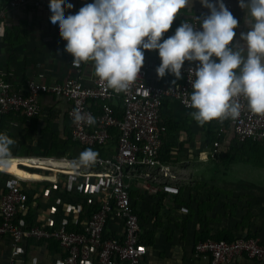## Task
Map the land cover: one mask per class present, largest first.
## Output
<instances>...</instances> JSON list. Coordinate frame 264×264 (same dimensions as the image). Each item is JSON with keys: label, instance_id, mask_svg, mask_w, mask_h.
<instances>
[{"label": "built area", "instance_id": "built-area-1", "mask_svg": "<svg viewBox=\"0 0 264 264\" xmlns=\"http://www.w3.org/2000/svg\"><path fill=\"white\" fill-rule=\"evenodd\" d=\"M32 1L35 0H10L7 7L0 10V39L6 35L7 14ZM194 19L187 21L198 25ZM175 29L170 28L162 39L173 35ZM155 53L157 50H145V61L139 76L127 92L120 93L109 89L106 82L95 75V71L87 82L83 64L75 67L66 79L53 83L45 80L44 73L28 78L22 85H16L12 78L0 75V133L5 134L2 117L15 113L31 119L40 115L43 95L62 98L69 103L72 142L82 148H97L95 161L87 165L91 171L86 174H97L91 179L99 181L97 193L90 202L98 209L88 215L79 228L70 229L66 221L32 225L21 221L19 214L29 207L26 185L32 182L18 178L9 180L5 189L0 190V236H10L14 247L7 264H14V258L20 254V243L30 238L57 241L64 250V254L56 259L58 264H83L94 256V264H142L148 246L141 218L134 209L132 182L140 169L156 168L155 182L147 184V190L151 194L161 191L180 194V186L173 181L176 174L160 156L163 135L167 131L161 114L167 99L192 109L187 106L192 92L189 79H194L192 70L197 64L185 61L182 78L176 80L174 77L175 83L163 84L156 74L160 60L149 56ZM237 100L241 106L237 119H213L218 133L212 144L213 156L223 149L229 151V144L226 143L229 131L233 132L239 146L250 139L264 146V115L252 113L243 97ZM115 106H118L121 115H118ZM73 109L92 115L95 123L75 122ZM113 140L115 143L110 146ZM44 160L55 161V158L46 157ZM64 161L65 164H74L66 159ZM74 165L79 166V163ZM178 209L183 214L190 212L187 205H178ZM114 220L120 223L122 234L108 237L105 232ZM194 249L197 254L207 257L209 264H226L243 255L264 260V242L257 237L241 236L233 240L210 238L195 243Z\"/></svg>", "mask_w": 264, "mask_h": 264}, {"label": "crops", "instance_id": "crops-1", "mask_svg": "<svg viewBox=\"0 0 264 264\" xmlns=\"http://www.w3.org/2000/svg\"><path fill=\"white\" fill-rule=\"evenodd\" d=\"M9 2L10 0H0V10L6 8ZM65 2L73 4V8L63 10L67 16L75 14L80 7L91 3L92 0H35L7 14L6 35L0 39V75L12 78L16 85H22L28 78L38 76L40 73H44L45 80L51 83L62 81L71 75L75 66L71 63L73 59L71 54L64 50L66 41L60 37L58 30L49 25L51 19L48 12L49 5ZM224 3L238 20V26L235 29V43H243L240 33L248 30L246 9L239 7L238 0H224ZM208 12L209 10L201 5L200 0H191L186 10H181V14L174 19L170 28H176L184 20L201 18ZM149 56H156L160 60L158 53ZM81 64L84 65L85 79L88 82L93 76L94 66L90 61ZM174 80L171 74H166L161 78L163 84ZM40 100L41 113L38 116L27 119L21 115L11 114L2 118L3 129L14 145L10 150L11 156L14 155L13 152L20 143L32 146L36 150L48 149L55 133L59 135L60 143L72 142L69 138L71 133L68 117L69 103L62 98L47 95H43ZM193 111L195 109H186L179 102L167 99L161 114V119L169 126V133L166 136L169 147L165 145L163 148L162 160L171 166L175 174L190 168L186 162L192 153L193 155H204L207 152L206 132L209 128L216 126L213 120L200 125L190 115ZM117 113L121 115L120 111ZM226 136V143L229 146L237 145L232 131H229ZM113 143H115L114 140L110 146ZM74 151L81 154L84 149L76 147ZM181 163L184 165L182 166ZM155 172H157L156 168L140 169L133 179L131 188L134 206L147 217L143 218L141 224L143 232L154 231L148 241V253L142 264H209L208 258L197 254L194 249L195 243L200 241L198 239L200 235L205 234L208 238L221 236L220 238L229 240L250 235L264 242V189L256 191L253 186L250 185L252 190L246 185V190L236 191V187L242 189L241 185L244 183L229 180L223 185L229 191H221L220 202L209 203L213 206L207 209L206 198L204 200L199 198L197 201L196 195L193 194L195 191L192 189L183 191L179 198L162 191L158 194H151L146 185L154 184ZM12 178L13 176H9L8 179L0 180V190L5 189L6 183L13 180ZM37 183L53 184L48 181L29 184L34 186ZM246 184L249 183L246 182ZM134 189L135 194L132 193ZM136 190L140 195L136 196ZM166 196L171 199V206L162 208L160 201ZM36 197L40 200L29 199L28 209L19 214L18 218L25 224L29 222L35 224L54 222L56 224L66 221L68 226L79 228L86 218L79 221L78 210L74 212L72 220L66 217L64 213L67 209L73 213V206L67 202V197H63L56 191L36 193ZM178 199L183 203L178 202ZM202 201L205 206L201 205ZM178 205H187L190 212L181 213ZM198 205L201 210L199 216L195 213L192 215L193 210L197 211ZM57 212L61 214L56 216ZM121 234L120 223L115 220L110 222L105 235L119 237ZM13 249L11 237L0 236V264L9 262ZM19 249L20 254L14 258V264H58L56 259L64 254V250L55 240L30 238L21 242ZM95 259L96 256L83 264H94ZM226 264H264V260H256L243 255Z\"/></svg>", "mask_w": 264, "mask_h": 264}, {"label": "clouds", "instance_id": "clouds-1", "mask_svg": "<svg viewBox=\"0 0 264 264\" xmlns=\"http://www.w3.org/2000/svg\"><path fill=\"white\" fill-rule=\"evenodd\" d=\"M191 0H92L75 14L65 16L73 4L53 3L48 7L49 25L66 41L64 50L72 64L92 62L95 75L116 93L127 92L139 76L145 50H157L158 78L166 74L182 78L185 61L197 62L189 79L192 92L190 115L200 124L213 119L240 116L238 97L248 109L264 115V0H238L246 9L248 30L240 33L243 43H233L238 20L224 0H200L209 12L184 20L174 34L162 39L174 19ZM2 35V33H0ZM175 83V81H173ZM73 119L92 125L95 117L73 109ZM12 141L0 133V174L13 172ZM96 159V152H81V165Z\"/></svg>", "mask_w": 264, "mask_h": 264}, {"label": "rangeland", "instance_id": "rangeland-1", "mask_svg": "<svg viewBox=\"0 0 264 264\" xmlns=\"http://www.w3.org/2000/svg\"><path fill=\"white\" fill-rule=\"evenodd\" d=\"M63 146V148L57 151V154H54L56 157L52 158L58 159L62 162H65L64 159H66L68 161H72L74 164L79 163L78 168L82 173L91 171L87 165H81L79 161L80 153L74 151L76 150V147L81 146L75 144L74 142L72 143L71 141H67V143ZM232 146L235 145L232 144L230 146V151L234 152L232 155L236 158L234 162L219 159L213 156L211 153L212 145L209 144L207 145V152L204 155H193L194 153H192L191 156H188L189 160H187L186 165H188L190 168L185 171L176 172L177 177L173 181L180 185L183 191L186 189H188V191L191 189L194 190L195 192L193 194L196 195L195 198H197V201L199 198H201V200L206 198L207 209L209 207L212 208L213 206L209 203L217 204L220 202L219 197L221 191H229L227 187L223 186L225 182H228L229 180H234L235 183H244L241 185L242 189L237 186L235 189L236 191L246 190L247 186H253L256 191L264 189V147L259 146L251 148L249 145H244L237 149L236 147ZM50 148L51 146L48 149L40 148L36 150L32 148V146L29 147L24 143H20L15 152H13L14 155L11 157L33 156L44 159L46 157L42 155L46 153L49 154L48 150ZM181 164L182 166L184 165L183 163ZM92 169L96 168L92 167ZM9 176L11 175L0 174V180L8 179ZM237 178L238 181H236ZM12 179L16 180L17 178L15 179L13 177ZM246 182L249 184H246ZM35 185L33 186V184L29 183L26 185L30 199L39 201L40 199L39 197H36V193L43 194L47 193L49 190H51V192L56 191L62 194L63 197H67V202L73 206V213L72 211H69L70 209H67L66 213H64L66 217L68 216L72 220V218H74V212H77V210L79 214L82 212L86 215L89 214V206L91 205L90 202L92 197L97 193L99 181L91 178H77L58 174L56 176V182H53V184L37 183ZM251 189L253 190L252 187ZM133 192L135 194V189L132 191V193ZM138 195L140 194H138L136 190V196ZM170 201L171 199H169L167 196L163 197V199L160 201V203L162 202L160 206H162V208H168L171 206ZM199 205L197 206V212L201 211L199 209ZM201 205L205 206L203 201ZM192 212V215H194L195 210ZM60 214L61 213L57 212L56 216ZM145 217L146 216L143 214V218Z\"/></svg>", "mask_w": 264, "mask_h": 264}, {"label": "bare ground", "instance_id": "bare-ground-1", "mask_svg": "<svg viewBox=\"0 0 264 264\" xmlns=\"http://www.w3.org/2000/svg\"><path fill=\"white\" fill-rule=\"evenodd\" d=\"M24 157H12L13 165L15 166L11 175L14 178L23 179L25 181L31 182H56V176L58 174L74 176V177H84L91 178L92 176H98L94 173H82L80 172L78 166L74 164H65L58 159L55 161L35 159ZM44 171V172H41Z\"/></svg>", "mask_w": 264, "mask_h": 264}, {"label": "trees", "instance_id": "trees-1", "mask_svg": "<svg viewBox=\"0 0 264 264\" xmlns=\"http://www.w3.org/2000/svg\"><path fill=\"white\" fill-rule=\"evenodd\" d=\"M115 109H116V111L118 112L119 111V108H118V106H115ZM12 114H14L15 115V113H12ZM9 115H11V114H9ZM9 115H7V116H9ZM18 115V114H17ZM5 117V116H4ZM4 117H2V118H4ZM169 125V124H168ZM216 127H217V125L216 126H214V127H211V128H209L208 130H207V132H206V138H205V140H206V143L209 145H212L213 144V142L215 141V139L216 138H218V133L215 131V129H216ZM169 133V126H167V131L165 132V134L163 135V145H162V149H161V152H160V156H161V159H163V148L165 147V145H166V147L168 146L169 147V144L166 142V136H167V134ZM69 138L71 139V133H70V135H69ZM59 135L58 134H53V136H52V144H51V148L48 150V153L49 154H43L42 156H44V157H56V156H54V154H57V151L58 150H60L61 148H63L64 146L63 145H65V144H60L59 142ZM230 143H232V141H230ZM75 144H77V143H75ZM226 145V144H225ZM244 145H249L251 148H255V147H259V146H262V147H264L262 144H260V143H258V142H256V141H253V140H247L246 142H244L243 144H241V146H239V145H236V146H232V147H236L237 149L238 148H240V147H242V146H244ZM231 147V148H232ZM83 149H84V151L85 150H87V149H91V150H93V151H95L97 148H93V147H91V148H86V147H83ZM102 153H105V151L104 150H100ZM234 152L233 151H230V146H229V151H225L224 149H223V151L220 153V154H216V155H214L215 157H217V158H219V159H224V160H228V161H231V162H234L235 161V156H233L232 154H233ZM50 155V156H49ZM180 190H181V192H180V194H178V195H176V197L177 198H179L182 194H183V190L181 189V187H180ZM30 196V195H29ZM30 199V198H29ZM178 202H181V200L180 199H178ZM181 203H183V202H181ZM98 209V206L97 205H90L89 206V214L88 215H91V213L93 212V211H96ZM134 209H135V211L139 214V216H140V218H141V220H140V222H141V224H142V221H143V214H141V212H139L138 211V209H137V207H135L134 206ZM190 209V208H189ZM199 213H200V211H195V214L196 215H198L199 216ZM88 215H86V214H83V212L82 213H80V215H79V221H81V220H83V218H85L86 216H88ZM147 218V217H146ZM28 222V221H27ZM32 224H35V223H33V222H29V224L28 225H32ZM143 226V225H142ZM68 228H70V229H73V228H75V227H73V226H68ZM78 228V227H77ZM151 233L153 234L154 233V231H147V232H144V240H145V242H146V244L148 245V241H150V239H151ZM221 236H217V237H214V238H212V239H221L220 238ZM246 237H251L250 235H248V236H246ZM198 239H200V240H206V239H210V238H208V235L207 234H205V235H200V237L198 238ZM197 239V240H198ZM224 239H227V240H229L228 238H224ZM198 242V241H197ZM196 242V243H197Z\"/></svg>", "mask_w": 264, "mask_h": 264}, {"label": "snow or ice", "instance_id": "snow-or-ice-1", "mask_svg": "<svg viewBox=\"0 0 264 264\" xmlns=\"http://www.w3.org/2000/svg\"><path fill=\"white\" fill-rule=\"evenodd\" d=\"M15 166L13 165V170H14Z\"/></svg>", "mask_w": 264, "mask_h": 264}]
</instances>
